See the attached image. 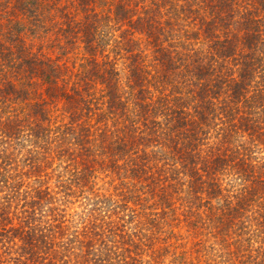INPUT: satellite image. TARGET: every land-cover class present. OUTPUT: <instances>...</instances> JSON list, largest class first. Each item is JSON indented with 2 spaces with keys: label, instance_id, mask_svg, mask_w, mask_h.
I'll list each match as a JSON object with an SVG mask.
<instances>
[{
  "label": "trees",
  "instance_id": "trees-1",
  "mask_svg": "<svg viewBox=\"0 0 264 264\" xmlns=\"http://www.w3.org/2000/svg\"><path fill=\"white\" fill-rule=\"evenodd\" d=\"M183 224L264 256V0H0V264Z\"/></svg>",
  "mask_w": 264,
  "mask_h": 264
},
{
  "label": "rangeland",
  "instance_id": "rangeland-1",
  "mask_svg": "<svg viewBox=\"0 0 264 264\" xmlns=\"http://www.w3.org/2000/svg\"><path fill=\"white\" fill-rule=\"evenodd\" d=\"M105 180H109L106 178ZM106 186H108L106 184ZM78 200L72 204L70 212H77L82 210L81 201ZM166 233H158L155 245L151 250L155 251V256L159 253L158 248H161V260L162 264H264V256H261V252L258 249L259 243L255 244L256 252L247 251L246 256L240 254H234L231 257L226 255L223 250L219 249L217 236L210 235L211 228L199 229V232H192L187 230L185 224L182 228L172 227L166 228ZM177 232L180 234L178 237H174L171 233ZM203 232V233H202ZM173 236V237H172ZM164 239V240H162ZM242 242V245H246ZM247 248V247H246ZM255 257V259H251ZM149 258V257H147ZM155 257L151 258L152 264H155ZM153 260V261H152Z\"/></svg>",
  "mask_w": 264,
  "mask_h": 264
}]
</instances>
